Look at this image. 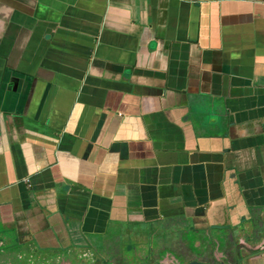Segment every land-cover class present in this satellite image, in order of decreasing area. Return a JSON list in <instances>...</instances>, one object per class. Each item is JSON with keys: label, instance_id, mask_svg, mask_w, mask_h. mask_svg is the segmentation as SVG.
Segmentation results:
<instances>
[{"label": "crops", "instance_id": "1", "mask_svg": "<svg viewBox=\"0 0 264 264\" xmlns=\"http://www.w3.org/2000/svg\"><path fill=\"white\" fill-rule=\"evenodd\" d=\"M13 254L264 264V0H0Z\"/></svg>", "mask_w": 264, "mask_h": 264}, {"label": "rangeland", "instance_id": "2", "mask_svg": "<svg viewBox=\"0 0 264 264\" xmlns=\"http://www.w3.org/2000/svg\"><path fill=\"white\" fill-rule=\"evenodd\" d=\"M122 243H123V244H122L121 246L124 247V246H125V243H124V242H122ZM129 244H130V246H131V242H129ZM132 246H134V245H132ZM132 246H131V247H132ZM76 249H77V248H76ZM76 249L73 251V256H72V258H73L75 261H77V262L80 263L81 260H79L80 257L78 256V253H77V250H76ZM135 252H136V251L134 250V253H135ZM139 257H141V256H139ZM13 258H14V259H13ZM132 258H133V259H131L132 262H134V261H136V260L138 259V258H136V257H132ZM11 259H13V261H12L13 263H12V264H14V263H15V261H14V260H15V255H14V254L12 255V258H11ZM28 259H29V260H28ZM96 259H97V256L94 255V254H93V258H92V257L88 258V260H96ZM128 259L130 260V257H128ZM141 259H143V257H141ZM152 259H153V258H151V260H152ZM22 260H23V261H22V264H29V263L31 264V261H30V260H32V259H30V258H26V257H25V258H23ZM97 260H98V259H97ZM100 260H101V259H100ZM100 260H98V262H101ZM151 260H150V261H151ZM27 261H28V262H27ZM0 264H1V260H0ZM71 264H72V262H71Z\"/></svg>", "mask_w": 264, "mask_h": 264}]
</instances>
